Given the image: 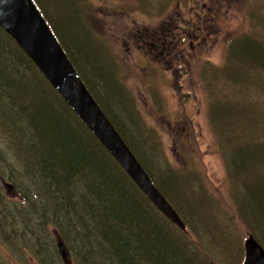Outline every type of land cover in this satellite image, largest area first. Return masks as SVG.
Segmentation results:
<instances>
[{
	"label": "trees",
	"instance_id": "obj_1",
	"mask_svg": "<svg viewBox=\"0 0 264 264\" xmlns=\"http://www.w3.org/2000/svg\"><path fill=\"white\" fill-rule=\"evenodd\" d=\"M34 1L103 111L136 157L153 170L139 149L140 139L109 110V98L96 91L92 75L101 80L99 85L106 92L103 77L92 68L81 69L77 59L80 44L67 27L72 15L85 19L79 12L81 2L57 15L49 1L48 5ZM255 8L251 26L249 23L247 30L226 42L225 63L218 66L214 115L236 190L233 215L264 247V16L261 8ZM80 36L84 37L82 31ZM121 97L116 103L128 113V100L132 99L125 94ZM125 118L122 115L123 121ZM4 161L10 174L0 166V184L12 180L20 201L9 211L4 204L9 198L0 195V239L10 242L17 252H30L36 264H67L59 253L58 237L70 253V264H210L215 258L204 252L201 238L190 235L187 220L183 219L186 230H182L153 205L16 41L0 28V162ZM142 166L153 180L154 170ZM160 191L184 216L168 190ZM190 204L189 211L201 220L205 212L198 213ZM228 226L227 231H219V239L209 243L216 247L223 240L225 244ZM207 227L209 233L217 231L209 223ZM244 235L240 243L231 242L230 262L243 259ZM19 241L25 244L19 246ZM222 248L227 250L230 244ZM9 251L0 250V264H18L10 262ZM221 255L222 251L218 257Z\"/></svg>",
	"mask_w": 264,
	"mask_h": 264
},
{
	"label": "rangeland",
	"instance_id": "obj_2",
	"mask_svg": "<svg viewBox=\"0 0 264 264\" xmlns=\"http://www.w3.org/2000/svg\"><path fill=\"white\" fill-rule=\"evenodd\" d=\"M41 1L46 4L49 1L57 15L67 6L73 9L81 2L79 12L84 13L85 21L72 15L67 26L80 44L77 59L81 69L92 68L105 80L107 93L99 85L101 80L92 75L96 91L109 98V110L123 127L140 139L139 149L153 165L155 185L168 190L184 214L182 218L188 222L190 235L201 238L204 252L217 258H211L210 264H242L244 257L230 262L234 252L231 242L240 243L245 233L241 242L245 254L244 238L249 234L245 223L233 215L236 190L228 173L227 147L220 129L216 132L214 108L218 107V66L225 63L226 42L247 30L249 23L251 26V11L255 7L261 8L264 16V0ZM202 4L205 9L199 18L198 8ZM177 21L180 25L188 24L178 30V38L173 36L177 32ZM193 25L197 32L192 29ZM170 26L174 32L166 34L168 41L160 51L163 54L156 50L150 52L142 40L146 33L163 32V28L167 31ZM63 35L66 37L65 33ZM81 55H85L86 60ZM123 94L132 99L128 100L131 117L116 103L117 97L122 98ZM130 133L126 131L131 140ZM10 160L12 157L8 154ZM0 166L6 175L10 174V166L5 161L0 162ZM0 191V195L11 200L4 199L9 211L13 206L15 209L19 195H8L2 184ZM186 200L195 205L198 213L205 212L201 220L189 211L193 205ZM5 214H9L8 211ZM207 223L217 231L209 233ZM227 226L230 233L227 242L220 240L222 244L216 247L210 244L209 241L219 239L220 230L227 231ZM228 243L230 248L224 250L222 246ZM21 244H25L24 241H19V246ZM0 250H10V262L37 263L30 252L24 249L17 252L5 239H0Z\"/></svg>",
	"mask_w": 264,
	"mask_h": 264
},
{
	"label": "water",
	"instance_id": "obj_3",
	"mask_svg": "<svg viewBox=\"0 0 264 264\" xmlns=\"http://www.w3.org/2000/svg\"><path fill=\"white\" fill-rule=\"evenodd\" d=\"M0 28L16 41L153 205L173 224L186 230L178 211L153 183L79 76L34 0H0ZM4 186L9 194L15 193L11 182L5 181ZM58 249L63 261L70 264V253L59 237ZM244 252L242 264H264V247L252 234L244 241Z\"/></svg>",
	"mask_w": 264,
	"mask_h": 264
},
{
	"label": "flooded vegetation",
	"instance_id": "obj_4",
	"mask_svg": "<svg viewBox=\"0 0 264 264\" xmlns=\"http://www.w3.org/2000/svg\"><path fill=\"white\" fill-rule=\"evenodd\" d=\"M204 9H205L204 4L199 6V8H198V10H200L199 16H198L199 18L202 17V14L204 13ZM181 21H184V20H181ZM182 25L188 26V24H185V23H182ZM182 25H180L179 22L177 23V27H176L177 32H174V30L171 28V26L167 28V31L163 28V32H154V33L147 32L144 39H142V40L144 41V44L148 46L150 52L154 53V50H156L157 52H159V54H163V53H160V51L164 50V44H165V42L168 41L166 34L168 32L170 34H172V32H174V35L173 34L172 35L175 37L177 36V38H178V34H179L178 30L181 29ZM192 29H194V31H196V32L198 30L197 27L194 25L192 26ZM183 33H184V31H183ZM170 34H168V35H170ZM194 35L197 36L196 34H194Z\"/></svg>",
	"mask_w": 264,
	"mask_h": 264
}]
</instances>
